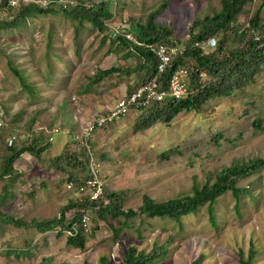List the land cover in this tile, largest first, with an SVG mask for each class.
Segmentation results:
<instances>
[{
    "label": "rangeland",
    "instance_id": "374dc122",
    "mask_svg": "<svg viewBox=\"0 0 264 264\" xmlns=\"http://www.w3.org/2000/svg\"><path fill=\"white\" fill-rule=\"evenodd\" d=\"M45 1L0 0V25L10 22L19 6ZM94 2L62 0L55 6ZM108 2L111 18L104 22V33L87 22L75 31L74 22L59 7L45 14L30 11L16 26L0 27V162L6 147L17 148L37 137L44 139L41 145L46 139L50 143L38 157L19 156L12 165L16 176L0 181V212L20 222L55 218L74 200L64 187L66 176L51 164L68 141L70 127L74 135L81 131L143 76L142 61L133 48L123 47L112 35L121 36L122 27L143 25L165 2L154 24L169 29L171 39L182 45L195 18L220 9L219 0ZM258 6L259 24H264V0H251L237 19L240 30ZM109 68L118 72L97 84L90 82L94 74ZM254 79L231 96L209 100L197 113L181 112L167 124L156 120L136 130L140 113L129 111L96 130L90 146L101 165L105 191L122 194L121 209L135 211L142 196L156 203L187 196L193 186L210 185L222 168L264 159V69ZM255 120L263 129L251 126ZM236 186L246 192L237 201L229 193L217 199L213 226L206 206L178 222L140 216L111 221V228L94 210H86L82 250L65 244L66 232L56 237L58 228L40 234L0 221V264H42L43 259L49 264H121L128 247L144 254L162 247L163 255L153 264H190L198 256L200 264H239L238 252L245 259L251 247V264H264V170L238 180ZM73 214L65 211L64 220ZM113 230L118 231L115 236ZM14 250L23 254L15 256Z\"/></svg>",
    "mask_w": 264,
    "mask_h": 264
},
{
    "label": "trees",
    "instance_id": "16d2710c",
    "mask_svg": "<svg viewBox=\"0 0 264 264\" xmlns=\"http://www.w3.org/2000/svg\"><path fill=\"white\" fill-rule=\"evenodd\" d=\"M47 1L43 8L34 3L19 6L14 18L10 22L2 21L0 27L16 26L29 15L30 11L34 10L39 14H45L51 12L52 7H59L60 12L74 22L75 31L82 25V22H87L100 33L107 30L104 22L111 18L108 0H96L89 6L78 3L73 7L55 6L53 1L56 0ZM250 2L251 0H219L220 9L218 12L212 13L211 16L195 18L192 21L187 29L186 40L182 45L171 39L169 29L154 24V17L165 8V2L160 5L158 11L147 16L143 25L134 24L126 29L122 27L121 36L112 35L123 47H132L135 55L142 61L139 68H143V76L130 90L146 83L157 72L158 61L144 45H164L169 49L176 50L164 70L157 73L155 77L160 89H167L169 79L177 69H183L186 73L187 96L179 100L166 98L148 108L139 110V120L142 121L135 128L136 130L148 128L156 120H162L167 124L181 112L197 113L209 100L229 97L234 91L241 90V87L254 83L255 75L264 69V24H259L260 6L247 19L245 28L240 30L237 24L239 15L246 10V6ZM125 33L132 35L130 37L132 39H126ZM210 39L215 40L214 45L201 48ZM7 65L19 83L24 86L19 73L11 67L10 63ZM117 72V68L100 71L93 75L90 82L97 84ZM102 114L99 113V115ZM251 124L256 130L263 129L260 128L257 120L252 121ZM70 128L68 141L64 143L60 153L52 160L51 164L55 172L66 176V183L71 182L74 186L83 185L88 179L86 168L88 154L85 147L79 145L74 139L73 127ZM43 140L42 137L30 138L25 145L20 144L17 148L6 147V154L0 162V181L4 178L13 179L16 176L12 165L22 154L38 157L44 152L50 143L46 139L41 145L40 141ZM260 170H264V159L255 158L233 164L219 170L210 185L203 184L199 188L193 186L190 195L162 203H156L147 196H142L141 204L135 211L130 209L123 211L121 209L122 194L107 193L102 187V194L96 200H69L59 211L58 216L52 219L40 222L32 221L26 224L0 212V221L15 228L31 227L40 234L58 228L55 236L60 237L63 232H66L68 235L65 237V244L80 250L83 249L85 242L80 220L86 210H94L97 218L111 228L109 224L111 221L119 218L133 219L140 216L178 222L181 217L194 214L200 207L206 206L209 223L213 226L212 208L217 199L229 193L237 201L239 195L246 192L245 189L236 186L237 181L248 178ZM68 210H73L74 214L69 221H65L63 213ZM117 233L118 231L113 230L114 236ZM12 253L15 256L23 254L18 250H14ZM254 254L255 252L249 247L246 258L243 259L242 253L239 251V264H251ZM162 255V247H154L146 254L128 247L123 251L121 264H153ZM41 262L49 264L44 259ZM200 263L201 257L198 256L190 264ZM102 264L105 262L102 261Z\"/></svg>",
    "mask_w": 264,
    "mask_h": 264
},
{
    "label": "built area",
    "instance_id": "2783aa9c",
    "mask_svg": "<svg viewBox=\"0 0 264 264\" xmlns=\"http://www.w3.org/2000/svg\"><path fill=\"white\" fill-rule=\"evenodd\" d=\"M62 0H57V3ZM47 3H45L46 5ZM42 4V6H45ZM128 39V36H125ZM145 48L156 58L158 61L156 67L157 73H161L170 58L176 53L173 48H167L164 45L151 46L144 45ZM156 75L148 80L146 83L139 85L138 87L129 90V92L122 98L117 100L110 108H108L102 115L93 117L89 123L85 125L81 131L75 133L74 139L79 145H83L87 151V175L88 179L83 185H72L71 182L65 184V189L68 192L73 193L74 200L88 199L90 201L96 200L102 194L103 183L100 180L101 165L96 156L91 150L90 138L91 135L105 125H109L121 117L127 115L129 111L139 112L141 109H145L159 103L166 98L170 99H183L187 96L186 88V73L183 69H177L170 77L168 87L166 90L159 88L157 84ZM73 200V201H74ZM81 224L84 227L86 216L85 213L81 216ZM68 235V234H67Z\"/></svg>",
    "mask_w": 264,
    "mask_h": 264
},
{
    "label": "clouds",
    "instance_id": "9594fccd",
    "mask_svg": "<svg viewBox=\"0 0 264 264\" xmlns=\"http://www.w3.org/2000/svg\"><path fill=\"white\" fill-rule=\"evenodd\" d=\"M46 3L48 2L47 0L45 1ZM53 3H54V5L57 3V0L56 1H53ZM35 5H38L39 7H41V8H43V7H45V6H42V4H40V3H34ZM124 36H126V35H124ZM128 36V39H132V38H130V36L129 35H127ZM127 39V38H126ZM138 45H140V44H138ZM214 45V41H213V39H210V40H208L205 44H203L202 46H201V48H203V47H212ZM122 98V97H121ZM119 100V99H118ZM117 101V100H116ZM115 101V102H116ZM114 102V103H115ZM124 117V116H123ZM122 118V117H121ZM119 120V119H118Z\"/></svg>",
    "mask_w": 264,
    "mask_h": 264
},
{
    "label": "crops",
    "instance_id": "0c3cea01",
    "mask_svg": "<svg viewBox=\"0 0 264 264\" xmlns=\"http://www.w3.org/2000/svg\"><path fill=\"white\" fill-rule=\"evenodd\" d=\"M113 104H114V103H113ZM113 104H112V105H113ZM112 105H111V106H112ZM111 106H110V107H111ZM110 107H109V108H110ZM97 115H99V114H96V115H94L93 117H95V116H97ZM93 117H92V118H93ZM92 118H91V119H92Z\"/></svg>",
    "mask_w": 264,
    "mask_h": 264
}]
</instances>
